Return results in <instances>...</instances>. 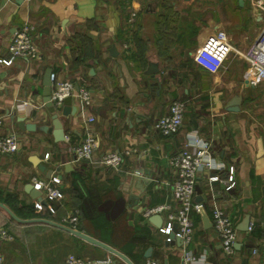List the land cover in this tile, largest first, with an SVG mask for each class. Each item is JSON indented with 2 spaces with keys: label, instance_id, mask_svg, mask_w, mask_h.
<instances>
[{
  "label": "crops",
  "instance_id": "0c3cea01",
  "mask_svg": "<svg viewBox=\"0 0 264 264\" xmlns=\"http://www.w3.org/2000/svg\"><path fill=\"white\" fill-rule=\"evenodd\" d=\"M256 21L260 15L250 0H0V58L7 56L12 36L24 25L39 52L37 60L0 64V135L18 137L17 152L0 155V199L12 195L17 210L25 205L36 216L20 217L0 200V230L12 237L0 238L4 264H64L69 254L126 264L71 231L30 221L70 228L67 217L74 212L75 231L111 246L133 264L148 259V249L150 259L180 264L182 245L167 244L159 229L166 213L176 210L171 191L175 172L168 159L196 138L210 143L224 168L197 172L194 201L203 203L209 223L202 213H191L193 234L186 248L201 264H264V83L249 85L247 64L237 54L249 48L246 37ZM220 29L236 52L210 74L193 56ZM150 64L158 69L154 76L147 73ZM47 68L57 80H70L91 96L85 113L73 98L75 114H59L62 143L39 129L20 130L14 121L21 116L37 127L51 124L41 103ZM174 100L185 102L183 124L166 137L153 124ZM21 103L26 104L18 107ZM235 103L238 111L230 110ZM87 134L97 140L93 158L76 159L74 148ZM107 152L122 156L117 169L102 165ZM33 159L59 175L55 186L63 194L54 201L42 195L46 205L41 210L25 191L32 177L48 181ZM63 161L71 167L68 173L60 169ZM228 167L233 168L231 189L220 181L208 183L212 175L227 178ZM211 195L235 229L246 216L252 224L250 231L236 229L241 246L232 255L223 253L213 228ZM158 205L169 209L151 215L150 222L144 212Z\"/></svg>",
  "mask_w": 264,
  "mask_h": 264
},
{
  "label": "built area",
  "instance_id": "2783aa9c",
  "mask_svg": "<svg viewBox=\"0 0 264 264\" xmlns=\"http://www.w3.org/2000/svg\"><path fill=\"white\" fill-rule=\"evenodd\" d=\"M251 6L263 19V25L259 29L255 39L244 53L237 52L245 60L247 67L245 77L250 86L255 87L264 83V0H250ZM231 52H236L230 44L227 34L218 30L208 35L204 42L196 50L193 60L197 66L210 74L217 73L224 65ZM39 58V52L24 25L19 28L12 36L8 45V54L5 58H0V64L9 66L16 60L32 61ZM51 93L50 101L57 111H60L64 99L71 97L78 102L79 112L85 113V109L91 103L90 93L86 89H76V85L70 80H57L54 74H51ZM26 103L17 105L21 107ZM264 105V99L262 100ZM186 105L182 100H174L168 107V112L159 117L153 124V128L163 136L170 137L178 133L183 124V118ZM88 122L93 121L92 117L87 118ZM2 118L0 117V125ZM97 146L96 138L87 134L82 142L74 148L76 159L91 160L94 150ZM18 150V137L15 133L0 135V155H12ZM48 158V154H45ZM122 161V156L117 152H107L101 157V163L105 167L117 169ZM169 165L175 172V178L171 184V191L176 203L174 212L166 213V222L159 231L166 236V242L171 239L168 235L173 232L174 238L181 240L182 256L180 264H201L198 257L193 255L186 248L191 241L193 234V224L191 213H201L204 211L202 202L194 201L195 188L197 183V172L199 169L207 171H221L224 167L215 161L210 143L201 141L198 138L185 144V146L170 156ZM214 181H220L226 190L234 186L233 168L228 167L227 178L220 179L217 175L208 177V183L211 185ZM31 183L36 190L41 191L46 201L60 200L63 194L55 186L58 183L56 178L48 181L32 177ZM211 188V186H210ZM35 209L41 210L42 205L38 202L34 205ZM210 208L212 213V225L219 238L222 251L225 255H232L235 252L234 244L237 242V230L234 224L218 204L215 196L211 195ZM169 209L168 205H158L148 208L144 212V217H150L154 214H161ZM68 226L74 230L77 223L76 212L67 217ZM252 229V224H248L247 231ZM0 238L6 241L11 240V235L6 231L0 230ZM0 264H4L2 255H0ZM64 264H113L110 257L97 260L81 259L73 254L67 255ZM140 264H162L155 259H146Z\"/></svg>",
  "mask_w": 264,
  "mask_h": 264
},
{
  "label": "water",
  "instance_id": "95a60500",
  "mask_svg": "<svg viewBox=\"0 0 264 264\" xmlns=\"http://www.w3.org/2000/svg\"><path fill=\"white\" fill-rule=\"evenodd\" d=\"M111 55L112 50H111ZM158 69H156L155 64H150L149 65V69L147 71V73L151 76H154V73H157ZM51 74L52 71L50 68L45 69L44 74H43V78H42V89H41V103L44 105V107L46 108L47 112L50 114V119H51V124L50 125H44L41 127H37L34 123H26L25 119L21 116H16L14 118V121L16 122V126L18 127V129L20 130H25V131H35L36 129H39L40 131H42L43 133H47L52 135L53 140L55 142L58 143H62L65 139V135H64V131H63V127H62V122L59 119V114L63 115V116H67V115H74L76 112V107L72 106V98L68 97L66 99H64L63 101V105L60 109V111H57L55 109V107L53 106L52 102L50 101V93H51V87H52V82H51ZM152 86H157V83H153L151 84ZM235 100H239V96L235 97ZM239 109V104L235 103L232 107V111H238ZM31 163L37 168V170L45 177V179L50 180L51 178H59V175L55 174L53 172V169L47 167L45 164L41 163L40 160L38 159H33L31 161ZM60 169L64 170L66 173H68L71 170V167L69 164H67L66 162H62L60 165ZM135 180H140V179H136L138 178L137 175H134ZM195 190L198 192V189L195 188ZM25 191L30 195V197L34 200H37L38 203H40L42 206L46 205L44 199L42 198V193L39 190H36L33 186L32 183H28L25 187ZM198 202V201H197ZM9 212V211H8ZM202 213V220L204 221V223H209L208 217L204 214V212ZM10 216L15 218L13 214H11L9 212ZM158 216V218H160V215H155ZM154 216H150L148 219L151 222ZM161 222L162 219L160 218ZM30 221H43V222H47L49 224L61 227L63 229H66L68 231H71L79 236H81L84 240H86L87 242L97 245L99 247H101L102 249L106 250L108 253H110L111 255L121 259L123 262H125L126 264H133L124 254H122L121 252L117 251L116 249L112 248L111 246L100 242L96 239H93L91 237H88L86 235L80 234L79 232L72 230L66 226H61L58 225L56 223H53L51 221H47V220H42V219H33ZM248 224H249V217L246 216L243 220V223L237 227L236 229L238 231L241 232H246L248 229ZM168 237L171 239L170 244H174L177 243L178 245L181 244V240L174 238L173 232H171ZM241 244L239 242H236L234 244V249L235 250H239L240 249ZM150 249H148L145 253H144V257L145 258H150Z\"/></svg>",
  "mask_w": 264,
  "mask_h": 264
},
{
  "label": "trees",
  "instance_id": "16d2710c",
  "mask_svg": "<svg viewBox=\"0 0 264 264\" xmlns=\"http://www.w3.org/2000/svg\"><path fill=\"white\" fill-rule=\"evenodd\" d=\"M3 202H6L14 212L19 215L20 217H26V218H34L36 217L33 213H31L29 210H32L31 207H26L25 205H21L22 209L17 210L15 208V198H13L12 195H7L5 198L0 199ZM74 214V213H73ZM77 215V214H76ZM78 220V217H77ZM77 225V224H76ZM77 227V226H76Z\"/></svg>",
  "mask_w": 264,
  "mask_h": 264
},
{
  "label": "rangeland",
  "instance_id": "374dc122",
  "mask_svg": "<svg viewBox=\"0 0 264 264\" xmlns=\"http://www.w3.org/2000/svg\"><path fill=\"white\" fill-rule=\"evenodd\" d=\"M263 25V19L260 17V21H256L255 22V25H254V29L252 30V35H251V37L250 36H248V37H246V39L248 40V41H250L249 42V45L248 46H250L251 45V43L253 42V40L255 39V37H256V35H257V33H258V31H259V29L261 28V26ZM221 30V29H220ZM222 31H224V30H222ZM225 32V31H224ZM226 33V32H225ZM247 51V50H246ZM263 95H264V88H263ZM0 255H3V253L0 251ZM3 257V256H2ZM3 260H4V258H3Z\"/></svg>",
  "mask_w": 264,
  "mask_h": 264
}]
</instances>
